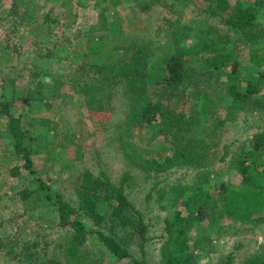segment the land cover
<instances>
[{"label": "rangeland", "instance_id": "rangeland-1", "mask_svg": "<svg viewBox=\"0 0 264 264\" xmlns=\"http://www.w3.org/2000/svg\"><path fill=\"white\" fill-rule=\"evenodd\" d=\"M236 1L227 0L230 9L222 12L224 17ZM208 2L0 0V50L6 46L10 57L9 60L0 52V82L7 84L8 95L15 96L11 112L22 119L33 116L32 123L36 124L31 153L35 175L21 165V159H15L10 152L11 144L0 134V264L66 263L63 244L67 227H61L57 213L48 211L41 202L44 191L39 188L35 176L49 183L65 200L76 204L81 172L89 170L98 174L102 169L115 183L128 173L123 184L125 193L148 224L144 253L134 236L128 247L135 258L142 260L144 256L148 264L159 263L160 247L167 238L164 202L169 188L196 184L197 180L202 181L207 176V188L213 194L221 185L231 189L241 184L242 177L236 170L238 154L249 149L254 133L264 131V77L261 75L264 72V46L263 41L249 45L240 32L228 30L218 15L219 9L214 4L209 6ZM13 4L17 5L19 13L29 17L30 22L12 25L14 15L7 13ZM207 6L216 12L208 19L199 9ZM44 14L49 15L45 21ZM42 20L44 27L38 30ZM170 23L195 26L211 23L219 34L226 35L221 36V42L228 39L226 47L233 48L229 61L223 67L218 66L215 75L208 81L205 80L207 75H199L203 82L197 88L194 85L187 87L181 95L168 97L163 81L148 82L145 86V93L154 102L168 105L183 118L193 120L197 114L200 126L196 127L197 119L194 118L192 129L157 132L159 117L151 123L135 119L134 102L124 92L123 78L118 83L112 79L103 82L106 87L111 86L112 92L107 95L106 88L100 101L101 109L90 105L84 92L76 91V88L102 78L94 75V69L83 71V62H104L108 65V74L115 72L131 59L130 54H122L129 43H148L154 56L160 59L175 52ZM262 23L264 25V19ZM193 38L190 35L184 44L193 43ZM95 45L100 48L93 50V55L87 54ZM114 46L118 47L116 58L124 56L121 60L110 57L109 48ZM253 48H260L255 58L251 55ZM78 51L86 55L72 62L71 58ZM208 53L212 54L204 52ZM182 59L187 66L194 67L198 63L195 56L186 55ZM234 62L236 71L233 75L240 79L237 88L244 91L251 87L254 91L249 93L244 109L235 113L233 110V115L227 116L232 102L227 87L232 83L230 72ZM113 63L116 64L112 66ZM161 69L158 75L162 74ZM105 71L107 74V69ZM42 73L53 77L55 82L50 78L45 80ZM38 80H41V87L37 86ZM201 88H206L209 93L206 112L198 106L201 98L194 95L195 89L200 91ZM26 95L33 99H27ZM255 102L259 105L252 107L257 105ZM4 123L5 118L0 114V132ZM27 126L32 128L33 125ZM166 136L180 137L183 141L200 138L203 141L198 147L205 149L206 156L194 164H175L157 171L152 162L163 163L164 156L172 153L169 148L166 151L160 148ZM131 149L134 154L149 160L151 166L136 165V157L129 158L128 150ZM243 154L245 151L241 158H245ZM14 168H17L16 174L12 173ZM24 189L38 191L22 199L21 190ZM185 199L184 196L179 202ZM178 209L186 214L182 204ZM263 214L251 212L248 219H241L233 213L212 211L207 202L200 219L190 222L185 231L190 245L194 241L199 243L194 251L197 264H225L228 254H231L230 264H241L248 257L264 252V220L257 219ZM81 252L84 255L75 258L78 264H132L129 259L117 260L109 256L95 235L89 236Z\"/></svg>", "mask_w": 264, "mask_h": 264}, {"label": "trees", "instance_id": "trees-1", "mask_svg": "<svg viewBox=\"0 0 264 264\" xmlns=\"http://www.w3.org/2000/svg\"><path fill=\"white\" fill-rule=\"evenodd\" d=\"M207 1H209V6L214 4L219 9L218 15L228 30L240 32L249 45H255L263 41L264 46V25L262 23L264 19V0H238L225 17L222 12L230 9L227 6V0ZM79 3L82 4L80 1ZM145 5L147 6V4ZM209 6L199 8L206 19L216 14L215 10H211ZM18 11L17 5L13 4L7 13L8 16L14 15L12 19L13 26L30 22L29 17ZM42 17L45 21L49 15L44 14ZM44 21L40 22L37 27L38 30L44 27L42 25ZM169 25L172 28V39L176 51L168 57L163 59L158 58L159 56L155 57L148 43H129L122 54H130L131 59L115 72L108 74V65L104 62H88V64L83 62L81 65L83 71L94 69V75L98 74L102 78L98 80L94 78L95 80L90 84L78 87L76 91L78 93L84 92L88 96L89 104L101 109L100 101L106 88L108 89L107 95L110 96V91L112 92L111 86L106 87L103 82H108L112 79L115 83H118L119 79L123 78L126 83L124 92L127 98L134 102L132 103V108L135 109V119L151 123L159 117V121L156 122L157 132H167L170 129L178 132L194 128L193 125L197 119V114L194 117L196 119L193 118V120H190V117L183 118L182 114L174 113L168 105L161 104L158 101L154 102L145 93V86L148 82L163 81L168 91V97L181 95L187 87L194 85L197 88L203 82L199 75H207L206 81L212 75H215L218 66L223 67L227 64L233 48L230 46L226 47L228 39L223 40L225 43L221 42V36L225 37L226 35L219 34L217 28L211 23L204 26L177 25L173 23ZM47 27H45V30ZM190 35L194 37L193 43L184 44L183 41L189 38ZM40 36L38 35V37ZM219 43H221V46ZM97 48L100 47L95 45V48H91L87 51V54L93 55L92 51ZM259 49H251L252 58L257 57L256 54ZM206 51L212 54H204ZM0 52L9 57L8 52H6V46ZM109 52L110 57H113L116 61L122 59V54L121 57L116 58V55H119L117 46L109 48ZM85 55L83 52L78 51L73 55L74 57L71 58V61L75 62ZM186 55L197 57V65L194 67L187 66L185 60L182 59ZM8 59L10 60V57ZM114 64L116 63H113L112 66ZM160 68L163 71L162 74L158 75ZM235 71L234 62L230 72L232 83L227 87V93L232 100L227 116H232L233 110L235 113L236 110L244 109L247 99H249V93L254 91L251 87L244 91L237 88L240 84V79L233 75ZM196 72H199V74ZM33 74L38 75L37 72H33ZM261 75L264 77V72ZM42 76L44 79L50 78L46 73H42ZM50 79L51 82L55 80L53 77ZM41 80H38L37 86H42ZM77 83L75 84L77 85ZM10 91L11 88H9ZM194 95L201 98L198 106H200L201 111L206 112L207 101L209 100V93L206 88H201L200 91L195 89ZM14 97L12 93L10 95L7 94V84L0 82V114L5 118L0 134L11 144L10 152L15 159H21V165L32 175H35L36 169L31 161V153L36 139V124L32 123L33 116H26L25 119H22L21 116H15L11 112L10 106ZM25 97L33 99V96L30 95ZM258 105L259 102L252 107H257ZM26 123L33 125L32 128H29ZM200 125L201 122L198 123L197 119L196 127ZM203 127L206 126L204 125ZM201 141L203 140L200 138L195 139L194 137L186 138L183 141L180 137L170 138L166 136L164 142L167 144L161 143L160 148L164 149V151L169 148L172 151L171 155H165L163 163L156 160L152 163L156 166L157 171L164 170L175 164L197 163L194 161L197 159L200 161L206 156L205 149L198 147ZM133 151L134 149L128 150L130 153L129 158L130 156L136 157V161H134L136 165L142 167L151 166L152 163L149 160L137 153L134 154ZM243 151H245V154H243L245 158H241ZM243 151L238 154L236 162V170L242 177V182L237 188L230 189L221 185L220 189L213 194L207 188L208 176L202 181L197 180L196 184L177 185L169 188L164 202L167 212L164 218L167 238L161 244L158 264H197L194 251L199 243L197 244L194 241L190 245L189 237L185 231L190 222L200 219L202 208L207 202L212 211L217 209L218 211L233 213L241 219H248L251 212H264V131L254 133L249 143V149L245 148ZM16 170L17 168H14L12 173L16 174ZM252 170L254 172H251ZM123 175L121 180L115 183L102 169L99 170L98 174H94L89 170L81 172L76 187L78 194L76 204L65 200L62 194L51 188L49 183L35 176L39 188L44 191V199L41 202L44 203L47 210L49 209L48 211L57 213L58 224L61 227H67L63 244L66 257L65 264H78L75 262V258L79 259L84 255L81 254V247H83L90 235L96 236L97 241L108 251L109 256L117 260L129 259L132 264H148L144 256L142 260L135 258L128 247L130 239L134 236L135 242L138 243L141 252L144 253L148 224L145 222L142 213L126 195L123 184L128 173L125 172ZM37 191V189L21 190L22 199H27ZM184 196L186 199L182 203L179 202ZM179 204H182L186 209L185 215L182 214V209H178ZM257 219L264 220V214ZM201 250L207 252L206 249ZM230 259L231 254H228L225 264H230ZM50 264H60V262L50 261ZM88 264L100 263L92 262ZM241 264H264V252L248 257Z\"/></svg>", "mask_w": 264, "mask_h": 264}]
</instances>
